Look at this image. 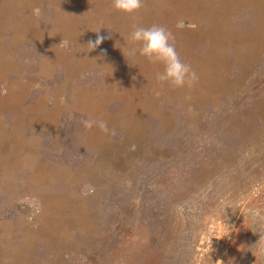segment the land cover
I'll list each match as a JSON object with an SVG mask.
<instances>
[{"label": "rangeland", "instance_id": "1", "mask_svg": "<svg viewBox=\"0 0 264 264\" xmlns=\"http://www.w3.org/2000/svg\"><path fill=\"white\" fill-rule=\"evenodd\" d=\"M25 3L16 20L36 33L0 32V74L24 93L13 105L43 125L24 132L27 157L1 163L0 241L23 244L19 264H264V0L172 28ZM150 21L172 32L193 87H161V66L129 54L132 25ZM99 29L110 38L89 52ZM96 118L115 135L86 130Z\"/></svg>", "mask_w": 264, "mask_h": 264}, {"label": "crops", "instance_id": "2", "mask_svg": "<svg viewBox=\"0 0 264 264\" xmlns=\"http://www.w3.org/2000/svg\"><path fill=\"white\" fill-rule=\"evenodd\" d=\"M42 3L48 2L50 5H55L61 0H39ZM75 2L83 1V5H75L74 8L77 9V13L74 15H68L69 17H74L76 19H81L79 23L82 24L83 21L89 19L88 22H94L97 18H104L108 16V8L112 7L110 5L112 0H74ZM238 0H143V7L138 13L135 14V17H144L145 19H158V18H167L171 21L174 18L173 24L166 21V24L172 28V26L178 22L183 21L184 23L190 22L195 24L189 18L195 17L197 12H201L204 16L205 13L208 15H216L218 17L229 16L231 17L236 13L234 3ZM25 2L28 0H0V32H5L7 29H10L12 33L25 34L36 33L37 30L30 28L28 25L16 20L18 17H22L24 10L29 9V5ZM233 3V4H230ZM72 6V7H73ZM76 6V7H75ZM44 7V6H43ZM190 7V10L188 8ZM39 12L43 11V8L40 6L36 7ZM42 8V9H40ZM31 11L33 9H30ZM40 12L41 16H44ZM56 15V14H54ZM64 15V16H65ZM161 15V16H160ZM58 16H62L58 14ZM207 16V15H206ZM205 16V17H206ZM84 18V20H83ZM12 23L16 24L14 27ZM206 23V21H205ZM77 24V23H76ZM153 22H148V25L144 27H150L153 25ZM166 27L162 24H157ZM78 28V29H77ZM16 29V30H15ZM73 32L81 33L83 30H79L78 24L73 28H69ZM84 32V31H83ZM21 36H18L16 39H21ZM8 74V73H7ZM16 87V89L13 88ZM0 138H4V141H0V172L4 178L12 176V170L8 176H3L2 162L10 163L9 167H13V161L19 162L21 159L14 157H27L29 154L28 145L24 144L25 137L24 132L31 128L33 130H39L43 128V125L33 124L29 127L27 124L28 120V109L32 107L22 108L21 106H14L13 97H22L24 98V93L19 87V84L6 83L5 75L0 74ZM24 107V106H23ZM40 110H37V112ZM59 115V112L57 116ZM18 117L22 123L21 125H14L12 122V117ZM24 122V124H23ZM13 239L11 235L7 238L6 241H0V264H19V259L21 257L20 253L16 251V248L21 247L23 244L18 243L17 245L12 244ZM26 254V253H25ZM27 255L24 258L27 259Z\"/></svg>", "mask_w": 264, "mask_h": 264}, {"label": "clouds", "instance_id": "3", "mask_svg": "<svg viewBox=\"0 0 264 264\" xmlns=\"http://www.w3.org/2000/svg\"><path fill=\"white\" fill-rule=\"evenodd\" d=\"M143 7V0H112V8L114 11L128 17H135V14ZM38 13V9H34ZM100 29L97 30V38L95 41H89L86 46L89 52L95 50L106 39L110 38L99 35ZM131 48L129 54L136 56L137 54L147 60L149 63L161 66V71L156 74L158 84L163 87L167 85L173 89L191 88L198 81V75L192 69L191 65L184 62L177 52L174 36L172 32L164 26L153 24L150 27H144L134 23L132 31L128 37ZM67 41H62L58 46H66ZM125 58L124 54L122 53ZM159 95V92L156 93ZM86 130L93 127L98 128L106 135L114 136L115 130L110 129L107 121L102 118L87 119L83 121ZM228 225L225 227L222 235L216 237L220 240L228 236ZM212 240H207V251L210 255L212 252ZM259 252L264 254V247ZM215 264H223V261L217 260Z\"/></svg>", "mask_w": 264, "mask_h": 264}, {"label": "bare ground", "instance_id": "4", "mask_svg": "<svg viewBox=\"0 0 264 264\" xmlns=\"http://www.w3.org/2000/svg\"><path fill=\"white\" fill-rule=\"evenodd\" d=\"M161 16V15H160ZM163 20V19H162ZM129 29V28H128ZM130 30V29H129ZM129 33H131V32H129ZM124 37V36H123ZM126 43V42H125ZM129 45V44H128ZM126 47V46H125Z\"/></svg>", "mask_w": 264, "mask_h": 264}]
</instances>
